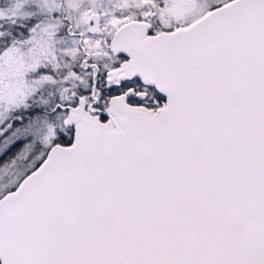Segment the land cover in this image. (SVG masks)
Wrapping results in <instances>:
<instances>
[{
  "label": "snow or ice",
  "instance_id": "6c2138e0",
  "mask_svg": "<svg viewBox=\"0 0 264 264\" xmlns=\"http://www.w3.org/2000/svg\"><path fill=\"white\" fill-rule=\"evenodd\" d=\"M0 264H264V0H0Z\"/></svg>",
  "mask_w": 264,
  "mask_h": 264
}]
</instances>
